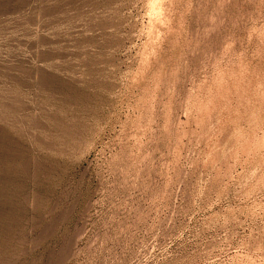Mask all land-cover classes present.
<instances>
[{"label":"rangeland","instance_id":"1","mask_svg":"<svg viewBox=\"0 0 264 264\" xmlns=\"http://www.w3.org/2000/svg\"><path fill=\"white\" fill-rule=\"evenodd\" d=\"M0 264H264V0H0Z\"/></svg>","mask_w":264,"mask_h":264}]
</instances>
